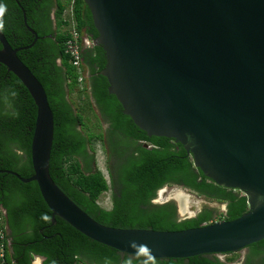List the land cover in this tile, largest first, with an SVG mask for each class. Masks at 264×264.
<instances>
[{
    "label": "water",
    "instance_id": "95a60500",
    "mask_svg": "<svg viewBox=\"0 0 264 264\" xmlns=\"http://www.w3.org/2000/svg\"><path fill=\"white\" fill-rule=\"evenodd\" d=\"M84 2L99 34L93 44L106 55L101 74L123 113L149 137L182 144L208 179L247 197L248 211L232 221L156 231L105 226L76 205L50 174L55 121L47 93L18 57L39 39L25 13L35 40L14 49L0 31V64L17 76L37 106L34 173L28 179L8 173L37 183L53 224L58 217L123 256L164 260L236 254L263 241L264 0ZM179 217L190 218L181 209Z\"/></svg>",
    "mask_w": 264,
    "mask_h": 264
},
{
    "label": "trees",
    "instance_id": "16d2710c",
    "mask_svg": "<svg viewBox=\"0 0 264 264\" xmlns=\"http://www.w3.org/2000/svg\"><path fill=\"white\" fill-rule=\"evenodd\" d=\"M58 31L50 20L51 0H0L6 5L2 33L18 52L21 61L44 87L54 114L55 132L50 174L57 186L98 223L123 229L182 231L219 220L232 221L248 211V199L241 192L218 186L195 168L192 155L174 139L149 137L123 113L116 96L109 92L108 79L101 74L107 60L102 46L94 45L98 31L84 0H74L78 31L92 46L84 48L86 88H79V74L65 53L69 38L65 11L73 0H56ZM2 48L0 42V49ZM77 89L86 95L77 108L72 99ZM92 113L95 130L87 123ZM37 106L24 84L0 64V228H6L10 246L6 264H234L240 254L201 255L189 259H148L122 255L95 242L60 218L52 222V212L37 183H24L8 171L28 179L33 175L31 147ZM99 142L107 157L110 184L97 167L94 144ZM147 145V146H146ZM111 154L107 155L106 148ZM97 163V162H96ZM168 186L188 189L226 206L222 211L204 207L196 217L180 219L175 200L154 203ZM111 191V209L103 208L101 196ZM240 264H264V240L249 246ZM0 264L1 261H0Z\"/></svg>",
    "mask_w": 264,
    "mask_h": 264
},
{
    "label": "rangeland",
    "instance_id": "374dc122",
    "mask_svg": "<svg viewBox=\"0 0 264 264\" xmlns=\"http://www.w3.org/2000/svg\"><path fill=\"white\" fill-rule=\"evenodd\" d=\"M86 87H87L86 84H84V88H86ZM80 95L83 96V100H84L86 95L81 93L77 89V91L74 94H72L71 97H72L74 103L76 104L77 108L82 109V108H84L85 104L84 105L82 104V99H81ZM88 115H89V117H86L85 121L93 130H95V124L97 123V119L92 113H89ZM94 147L96 150V162H97L98 168L106 176V178L110 182L109 174L107 171L108 168H107L106 156L104 153V149L102 148V145L98 141L94 144ZM176 198L180 200L181 207L179 208V210L181 209L182 212H184V214L190 218L192 216L197 215L206 206H208L212 209L217 208V209H220L222 211H224L226 208V206L223 204H219L216 201L205 198L203 196H199L198 194H196V193H194L188 189H185L183 187L168 186V187H165L164 189H162L158 193V200L160 203L175 200ZM99 203L103 208L111 209V207H112L111 191L104 193L101 196ZM239 254H240V258L243 259L244 256L247 254V250H244V251L240 252ZM219 257L223 260L227 258L226 255H219ZM240 258L234 264H240V263H238ZM33 264H42V259L41 258L34 259Z\"/></svg>",
    "mask_w": 264,
    "mask_h": 264
},
{
    "label": "built area",
    "instance_id": "2783aa9c",
    "mask_svg": "<svg viewBox=\"0 0 264 264\" xmlns=\"http://www.w3.org/2000/svg\"><path fill=\"white\" fill-rule=\"evenodd\" d=\"M73 3L74 0L64 14L65 21L69 23L67 27L69 38L65 42V53L69 55L71 64L79 74V88L80 90H83L87 75L84 68L83 48L85 46L90 47L91 41L84 38L77 29L76 21L74 19ZM9 246L10 239L6 232V228H0V261L2 264H6V252Z\"/></svg>",
    "mask_w": 264,
    "mask_h": 264
},
{
    "label": "flooded vegetation",
    "instance_id": "af4514ba",
    "mask_svg": "<svg viewBox=\"0 0 264 264\" xmlns=\"http://www.w3.org/2000/svg\"><path fill=\"white\" fill-rule=\"evenodd\" d=\"M40 1V3H38V6H40L41 5V1L42 0H39ZM51 1H53V2H50L51 3V5H52V7H51V12H50V20L52 21V24H53V30H54V32H57L58 31V23H57V21H56V18H55V11H56V9H57V1L56 0H51ZM103 147V146H102ZM105 148H106V152L108 153L107 155H109V154H111V152H110V150L107 148V146H105ZM106 156V155H105ZM106 161H107V157H106ZM93 167H97V163L95 162H93ZM158 201V202H157ZM154 203H160L159 202V200H158V196H157V198L154 200ZM225 255V254H224ZM244 260V258L243 259H241L240 258V260H239V262L238 263H241L242 261ZM150 261V263H152V260H149Z\"/></svg>",
    "mask_w": 264,
    "mask_h": 264
},
{
    "label": "clouds",
    "instance_id": "9594fccd",
    "mask_svg": "<svg viewBox=\"0 0 264 264\" xmlns=\"http://www.w3.org/2000/svg\"><path fill=\"white\" fill-rule=\"evenodd\" d=\"M7 11V8H6V5H3V4H0V31H3L4 30V27H5V24H4V15ZM86 39H88L87 37H84ZM91 46H92V42H91ZM84 48H87V46H85ZM83 48V50H84ZM87 74V73H86ZM88 78V75H86V79ZM108 171V170H107ZM110 178V177H109ZM110 184V183H109ZM107 193V192H106ZM220 221V220H219ZM135 246V245H133ZM143 247V246H141ZM219 256V255H217ZM37 258V257H36ZM35 258V259H36ZM125 264H132V260L129 258L128 260L125 261Z\"/></svg>",
    "mask_w": 264,
    "mask_h": 264
},
{
    "label": "crops",
    "instance_id": "0c3cea01",
    "mask_svg": "<svg viewBox=\"0 0 264 264\" xmlns=\"http://www.w3.org/2000/svg\"><path fill=\"white\" fill-rule=\"evenodd\" d=\"M42 264H43V261H42Z\"/></svg>",
    "mask_w": 264,
    "mask_h": 264
}]
</instances>
